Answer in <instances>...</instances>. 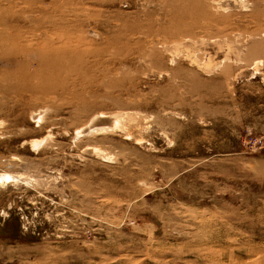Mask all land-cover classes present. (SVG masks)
I'll return each mask as SVG.
<instances>
[{"label": "rangeland", "instance_id": "374dc122", "mask_svg": "<svg viewBox=\"0 0 264 264\" xmlns=\"http://www.w3.org/2000/svg\"><path fill=\"white\" fill-rule=\"evenodd\" d=\"M0 264H264V0H0Z\"/></svg>", "mask_w": 264, "mask_h": 264}, {"label": "bare ground", "instance_id": "6f19581e", "mask_svg": "<svg viewBox=\"0 0 264 264\" xmlns=\"http://www.w3.org/2000/svg\"><path fill=\"white\" fill-rule=\"evenodd\" d=\"M227 55V54H226ZM103 117V116H102ZM98 121V120H97ZM118 123V122H117ZM14 178V175L12 174H9V173H5L3 176H2V180L3 181H7V180H11Z\"/></svg>", "mask_w": 264, "mask_h": 264}]
</instances>
